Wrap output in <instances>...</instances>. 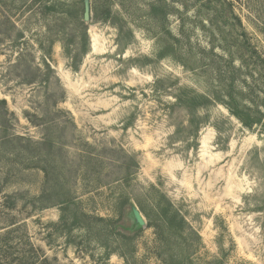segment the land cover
I'll return each mask as SVG.
<instances>
[{
	"label": "rangeland",
	"instance_id": "obj_1",
	"mask_svg": "<svg viewBox=\"0 0 264 264\" xmlns=\"http://www.w3.org/2000/svg\"><path fill=\"white\" fill-rule=\"evenodd\" d=\"M0 264H264V0H0Z\"/></svg>",
	"mask_w": 264,
	"mask_h": 264
},
{
	"label": "water",
	"instance_id": "obj_2",
	"mask_svg": "<svg viewBox=\"0 0 264 264\" xmlns=\"http://www.w3.org/2000/svg\"><path fill=\"white\" fill-rule=\"evenodd\" d=\"M90 17H91L90 8H89L88 5H86L85 14H84L85 21H87V22L90 21ZM133 215H134V219H135L136 223L140 227H145L146 226L145 219H144L143 215L138 210L135 209L133 211Z\"/></svg>",
	"mask_w": 264,
	"mask_h": 264
}]
</instances>
